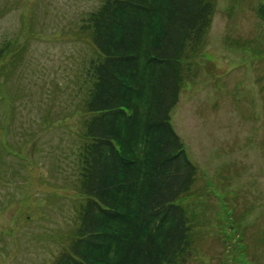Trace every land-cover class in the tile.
<instances>
[{
	"label": "rangeland",
	"instance_id": "rangeland-1",
	"mask_svg": "<svg viewBox=\"0 0 264 264\" xmlns=\"http://www.w3.org/2000/svg\"><path fill=\"white\" fill-rule=\"evenodd\" d=\"M104 0H0V264H51L77 221L80 134L98 50L82 21ZM173 127L199 173L186 264H232L228 208L264 264V0H214ZM187 67V66H186Z\"/></svg>",
	"mask_w": 264,
	"mask_h": 264
},
{
	"label": "trees",
	"instance_id": "trees-1",
	"mask_svg": "<svg viewBox=\"0 0 264 264\" xmlns=\"http://www.w3.org/2000/svg\"><path fill=\"white\" fill-rule=\"evenodd\" d=\"M214 13V0H104L83 19L99 53L87 71L82 198L51 264H186L196 250L199 217L184 199L199 170L171 122ZM222 214L232 264H253L233 209Z\"/></svg>",
	"mask_w": 264,
	"mask_h": 264
}]
</instances>
